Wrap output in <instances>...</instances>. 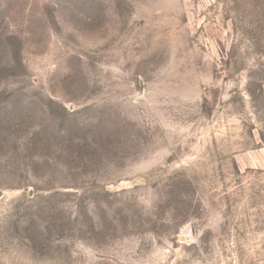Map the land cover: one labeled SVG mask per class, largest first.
<instances>
[{
	"label": "rangeland",
	"instance_id": "374dc122",
	"mask_svg": "<svg viewBox=\"0 0 264 264\" xmlns=\"http://www.w3.org/2000/svg\"><path fill=\"white\" fill-rule=\"evenodd\" d=\"M0 264H264V0H0Z\"/></svg>",
	"mask_w": 264,
	"mask_h": 264
}]
</instances>
